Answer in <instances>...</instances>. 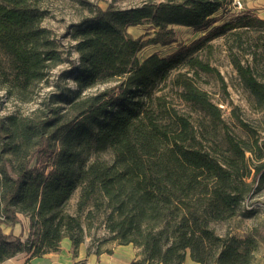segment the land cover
I'll return each instance as SVG.
<instances>
[{
  "label": "trees",
  "instance_id": "obj_1",
  "mask_svg": "<svg viewBox=\"0 0 264 264\" xmlns=\"http://www.w3.org/2000/svg\"><path fill=\"white\" fill-rule=\"evenodd\" d=\"M45 1L0 0V86L9 98L33 101L52 70L69 63L57 92L31 115L0 116V264L59 252L66 238L77 254L83 217L91 222L100 213L110 240L142 249L133 264H183L188 256L198 264H252L257 230L238 238L218 235L213 225L234 218L264 184V19L233 0H146L129 9L77 0L91 13L72 26L77 63L43 26ZM146 25L153 34L129 31ZM176 26L208 32L139 60L147 46L179 42ZM216 38L257 114L246 118L233 106L237 132L198 84L212 76L222 101L230 96L212 64L221 51ZM167 85L173 99L162 92ZM175 99L191 111H180ZM247 161L253 180L238 183ZM23 221L25 240L23 231L13 233Z\"/></svg>",
  "mask_w": 264,
  "mask_h": 264
},
{
  "label": "rangeland",
  "instance_id": "obj_2",
  "mask_svg": "<svg viewBox=\"0 0 264 264\" xmlns=\"http://www.w3.org/2000/svg\"><path fill=\"white\" fill-rule=\"evenodd\" d=\"M95 7H101L106 9L109 5H112L117 9H129L141 5L146 0H89ZM243 9H244V2ZM42 8L46 13V17L43 21V26L53 32V35L58 42L60 50L66 54H70L71 62H77L79 60L78 54L74 50L75 42L71 39L72 26L81 21L82 18L91 16L89 9L80 5L77 0H46L42 4ZM241 9V10H243ZM176 35L178 36L179 42L170 46L162 47L150 45L145 47L139 53V60L143 61L145 58L152 54H159L166 56L182 46H189L196 42L201 36L207 34L206 31L195 32L191 28L176 26L174 27ZM212 30V29H211ZM130 33L134 37L142 36L148 32L153 34V31H149L148 25L139 26L136 28H130ZM147 39V38H146ZM212 43L220 46V52H216L212 57V64L217 66L221 73L224 75L228 82L230 96H227L225 102L223 94L220 91L219 85L212 76H202V79H198V84L201 88H204L211 92L214 100L218 102L223 109L224 118L228 121L231 128L236 132L238 129L235 126L233 119L231 118V110L233 106H239L243 112L244 117H255L257 114L250 107L249 101H247V95L242 91L239 86L237 73L230 65L222 46L223 40L216 38ZM69 68V63H65L50 73L48 83L42 84L39 87L37 97L29 102L22 103L9 98L5 90L0 86V116L8 114L18 115H31L33 111L41 107V104L47 102L52 94L57 92L55 87V81L57 80L59 73L62 70ZM63 85L71 87L76 90L75 84L71 79L61 80ZM104 86H99L87 93H95L96 91L103 89ZM164 94H167L168 99L172 98L171 86L164 89ZM159 92L158 94H161ZM233 105H232V104ZM173 104L182 112L191 111V108L178 100H173ZM194 120L196 114L193 113ZM247 156H250L247 154ZM254 171L251 168L248 161L243 166L242 170L237 174L236 180L238 183L252 182ZM254 192L245 199L237 215L226 221L213 225L216 233L221 236L229 234L230 236L241 238L246 234L250 233L252 229H256L259 233L257 235L259 239V246L255 253V259L252 264H264V184L255 185ZM80 190L76 191L69 202L68 210L70 213L75 214L76 204L78 202ZM83 225L85 228V236L90 237V241L95 244L98 241L110 238L111 235L105 228V215L103 213L96 214L95 218L89 222L83 217ZM28 233L23 236L25 240Z\"/></svg>",
  "mask_w": 264,
  "mask_h": 264
},
{
  "label": "crops",
  "instance_id": "obj_3",
  "mask_svg": "<svg viewBox=\"0 0 264 264\" xmlns=\"http://www.w3.org/2000/svg\"><path fill=\"white\" fill-rule=\"evenodd\" d=\"M244 11L250 12L264 19V0H243ZM10 228L5 232L9 233ZM28 233V223L23 221L13 229L15 235L21 232ZM90 237H85L84 242L73 253L71 242L64 239L59 252H52L42 257L30 258L27 253L18 254L2 264H133L143 259L142 249L133 244L123 245L119 241L109 238L92 243ZM183 264H198L188 256Z\"/></svg>",
  "mask_w": 264,
  "mask_h": 264
},
{
  "label": "built area",
  "instance_id": "obj_4",
  "mask_svg": "<svg viewBox=\"0 0 264 264\" xmlns=\"http://www.w3.org/2000/svg\"><path fill=\"white\" fill-rule=\"evenodd\" d=\"M233 5L239 11H241V9H243V3L241 0H233Z\"/></svg>",
  "mask_w": 264,
  "mask_h": 264
}]
</instances>
